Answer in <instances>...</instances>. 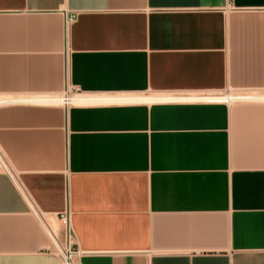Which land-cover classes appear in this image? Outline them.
I'll return each mask as SVG.
<instances>
[{
	"label": "crops",
	"instance_id": "1",
	"mask_svg": "<svg viewBox=\"0 0 264 264\" xmlns=\"http://www.w3.org/2000/svg\"><path fill=\"white\" fill-rule=\"evenodd\" d=\"M67 88L264 93V0H0V264H264V103Z\"/></svg>",
	"mask_w": 264,
	"mask_h": 264
},
{
	"label": "bare ground",
	"instance_id": "2",
	"mask_svg": "<svg viewBox=\"0 0 264 264\" xmlns=\"http://www.w3.org/2000/svg\"><path fill=\"white\" fill-rule=\"evenodd\" d=\"M60 97L52 96L48 98L38 99V100H28V103H37V104H48V105H59ZM122 98V99H121ZM121 98H111V97H91V98H82V96H76L72 99L73 106H81L87 104H99V103H118V104H150L153 102H203V103H212V102H220L226 103L228 105H232L236 102H244L248 101L250 103H264V95L261 92L257 91H244L238 93L229 92L223 98H215V97H194L189 99H174V98H159V97H121ZM219 99V101L217 100ZM52 219L43 220V225H53ZM46 224V225H45Z\"/></svg>",
	"mask_w": 264,
	"mask_h": 264
},
{
	"label": "built area",
	"instance_id": "3",
	"mask_svg": "<svg viewBox=\"0 0 264 264\" xmlns=\"http://www.w3.org/2000/svg\"><path fill=\"white\" fill-rule=\"evenodd\" d=\"M225 95L215 96V98H223ZM76 96H81L79 95V90L77 88H73L72 90L67 88L66 91L60 97V102H59L60 104L54 106H59L67 110L73 107L72 99ZM82 98H88V97L82 96ZM217 100L219 101V99ZM244 102H248V101H244ZM212 103H220V102H212ZM222 104H226V103H222ZM0 167L3 169V171L7 172L9 175L11 174L10 168L3 159L1 153H0ZM41 219H43V217H41ZM60 221L64 228L63 240H61L54 231H52L51 229H47L45 227V231L51 243V249L49 250V252L56 255L62 264H81V258L83 257L84 253L74 247V243H73L74 235L69 227V221L67 215L62 214L60 216Z\"/></svg>",
	"mask_w": 264,
	"mask_h": 264
},
{
	"label": "rangeland",
	"instance_id": "4",
	"mask_svg": "<svg viewBox=\"0 0 264 264\" xmlns=\"http://www.w3.org/2000/svg\"><path fill=\"white\" fill-rule=\"evenodd\" d=\"M70 90H72V88H69ZM231 93H238V92H231ZM262 95H264V93H262Z\"/></svg>",
	"mask_w": 264,
	"mask_h": 264
}]
</instances>
